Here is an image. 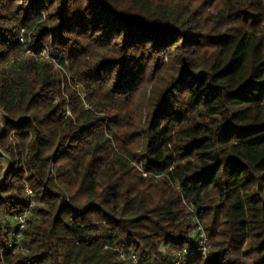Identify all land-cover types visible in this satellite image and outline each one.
<instances>
[{"label":"trees","instance_id":"16d2710c","mask_svg":"<svg viewBox=\"0 0 264 264\" xmlns=\"http://www.w3.org/2000/svg\"><path fill=\"white\" fill-rule=\"evenodd\" d=\"M0 107V264H264V0H0Z\"/></svg>","mask_w":264,"mask_h":264},{"label":"built area","instance_id":"2783aa9c","mask_svg":"<svg viewBox=\"0 0 264 264\" xmlns=\"http://www.w3.org/2000/svg\"><path fill=\"white\" fill-rule=\"evenodd\" d=\"M19 42L24 44V51L23 53L17 57V59L21 57H31L36 62L45 61L52 65L53 69L59 72L63 77H66L67 80H69V77L67 75V72L63 68L61 64L58 63L56 58L51 55L50 51L46 47H41L38 49H35L31 44V37L29 34H25L24 29L20 28L19 35H18ZM13 59H11L8 63H4L3 66L8 65L10 62H12ZM24 191L26 196L29 199V202L22 211L16 213L13 216V219L15 221V231L13 232V237L15 238V242L17 244L20 242V239L22 237V232L26 226L27 217L34 205L33 200V192L29 185L27 183L24 184ZM198 231H199V239L198 244L196 247V251L199 252L201 255H203L206 258L207 250H208V241L204 234V231L202 229V226L198 225ZM194 254V251H185L182 255H180L177 260L173 264H185L188 257ZM129 262L130 264H140L137 261V258L134 254L129 255Z\"/></svg>","mask_w":264,"mask_h":264},{"label":"water","instance_id":"95a60500","mask_svg":"<svg viewBox=\"0 0 264 264\" xmlns=\"http://www.w3.org/2000/svg\"><path fill=\"white\" fill-rule=\"evenodd\" d=\"M4 120H10L5 109L0 107V139L5 133ZM1 168H0V188L3 186L7 175L13 169V161L10 155L3 152L0 148Z\"/></svg>","mask_w":264,"mask_h":264}]
</instances>
